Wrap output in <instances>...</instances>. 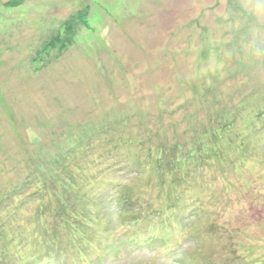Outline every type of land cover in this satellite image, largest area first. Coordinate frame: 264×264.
Returning <instances> with one entry per match:
<instances>
[{
	"label": "rangeland",
	"instance_id": "1",
	"mask_svg": "<svg viewBox=\"0 0 264 264\" xmlns=\"http://www.w3.org/2000/svg\"><path fill=\"white\" fill-rule=\"evenodd\" d=\"M255 115L264 116V0H0V227L23 219L40 233L26 250L0 247L18 258L56 249L54 264H264ZM247 119L258 134L237 124ZM163 140L175 147L168 160L156 158ZM110 143L120 162L132 160L126 146L145 143L153 165L110 175L152 204L124 225L115 203L76 199ZM68 194L85 216L102 207L97 234L75 251V229L63 236L46 211Z\"/></svg>",
	"mask_w": 264,
	"mask_h": 264
},
{
	"label": "trees",
	"instance_id": "2",
	"mask_svg": "<svg viewBox=\"0 0 264 264\" xmlns=\"http://www.w3.org/2000/svg\"><path fill=\"white\" fill-rule=\"evenodd\" d=\"M67 43H69V42H67ZM67 43H66V45H67ZM64 46H65V44L62 45V47H64ZM255 116L256 117L260 116L259 118L261 120H263V122H264V116L263 115H255ZM237 124H242V125H245L246 127H249V130L251 133L259 132L258 128H256V127H258V125L257 124L253 125L252 120H250V122H249V119H247L245 121H240ZM225 125H227L226 122L221 127V129H223L225 127ZM218 128H220V127L217 126L216 128L211 129V130H212V132L213 131H220L221 129H218ZM202 133H203L202 138L196 140V138L194 136V138H192V141H194V143H198V145H201L202 142L200 140H203L204 134L206 132L205 133L202 132ZM247 135H249V134H247ZM144 145H145V143H142L139 146H134L133 144L126 146L129 149H131L133 152V157H132L131 161L129 160V158L124 156L125 158L123 159V162H120L118 157H120L122 147H116L115 148L114 144H111V143L107 146L106 149H104L102 152H100L101 158L99 160H97V157L93 156L91 161H90V164L87 166V168L91 166V168L93 169L91 177L88 176L91 179L90 178L86 179V181L83 184H80L84 193H82L80 191L81 194L78 196V198H76V196H75V198L79 199L81 201L84 199L92 200L94 203L95 201L92 199V196H94V194L96 193V202H97V197L101 196L102 198H104V199H102V202L105 206H107V205L110 206L112 203H115L116 215H118L121 211L125 212V210H126L125 214L126 213L129 214V216L126 218H125V214L122 215V218L120 216V219H121L120 224L121 225H124L125 222L129 218H134L135 216L140 217V215H138L137 213L138 212L141 213L142 211H144L143 209L148 210V208H150L152 206V204H150V201H146L145 203H141L139 200L130 197L128 195L127 186L121 185L120 183L117 184V182L114 181V179L111 176H114L118 172L125 174L126 172H128L132 168L131 165H133L134 167L140 166V169L144 168V167L147 168L148 166L153 167L152 164H148V163L144 162L148 158V156L144 157V154L142 152L143 149L141 147ZM181 145L183 147L190 146V145L185 146L183 144H181ZM137 150L138 151L141 150V152L138 153ZM154 150L157 151L156 158H159L162 160L163 159L168 160L169 157H171L175 153L174 145L171 146V145L166 144L165 140L160 141V143L158 144V146ZM113 151H115V156L111 155L113 153ZM159 161L160 160H158L156 165H154V167L157 169L158 172H159L160 168L162 167V164H161L162 161H160V162ZM164 164L166 166L169 165L168 162H164ZM178 167H181L179 162L173 163L172 171L174 174H175L174 170L178 171V170H176V169H178ZM108 177L112 178V179H109ZM105 180H109L108 185L112 184V187L105 188V186H106ZM157 180H158V174H157ZM158 181H156L154 183V187H155V184L158 183ZM62 182H60L61 186L66 189V187L63 185ZM64 182L66 183L67 181H64ZM85 186H86V189H83V187H85ZM97 188H99L100 191L96 192ZM93 190H94V192H93ZM155 190H156V188H155ZM69 192H71V191H69ZM68 196H69V194L64 196L63 198H61L60 196L56 197V201H54L55 205L53 206V207H55V209L54 208H46V211H49L51 214L55 213L54 217L56 218L58 224H59L60 220H62L65 228L67 229V232L62 233L63 236L66 235L69 238L68 228L73 227L75 229V238H76L75 241L77 242V245L72 246L71 250H68V246L66 248V251H75L76 247H77V249H79L81 242H85V241L89 240L88 236H90L91 234H97V232H96L97 226H99V227L101 226L100 210L102 209V207L100 206L99 203H97V208H99V210L93 211L90 209L91 214H94V217H91V216L88 217L89 215L85 216L84 215L85 213H83V212H85V210H81L78 212L74 202H72V203L69 202V204H67L66 199L68 198ZM75 198L73 200H76ZM49 202H51V201L49 200ZM0 206H3V203L1 200H0ZM66 206H69L70 208L66 210ZM46 211L44 210L43 212H46ZM2 214H3V209H2V207H0V221L3 220ZM39 214L40 213H36V215H34L35 217L37 216L38 220L41 219V217H43V215H39ZM15 215H16V213L12 214V217H15ZM143 219L144 218H142V220ZM4 220H5V218H4ZM21 220H22V222L20 224H18L17 226H15L14 229H11V228L7 227L6 225H3L0 227V240L3 241L4 243H6L5 247H12V248L16 247V248H20V250H26L29 247V244H30L29 242H31V241L35 242V240H36V239L35 240H29L30 234H32L34 237L37 235H40V233H38V232H28V231H30V229L27 228L26 224L29 222L26 223V220L20 219V221ZM87 221H90V223H88ZM58 226H60V225H58ZM42 228H40L39 230H41ZM47 230H48V228L45 226L42 232H45ZM14 232H19V234H14ZM56 236H58V235H56ZM44 237H49V234H47V235L41 234V236L38 238L41 239ZM52 240L54 242H57V238L55 237V235H54ZM47 249L48 248L45 247L43 249L44 253L37 256V257L34 255L33 250H28L29 253L30 252L32 253V257H30L28 254V255L24 256L23 258H18L17 254H13V253L9 252L7 249H5L4 247L3 248L0 247L1 253H3L5 255L4 257L12 260L13 264H54L56 261L59 260L57 255H54V253L56 252V249H49V251ZM58 254H66V252H62L61 250H59ZM4 257H0V259L2 260ZM79 258H82V257L79 256ZM1 260H0V264H1ZM2 264H8L7 260H6V262L3 261Z\"/></svg>",
	"mask_w": 264,
	"mask_h": 264
}]
</instances>
